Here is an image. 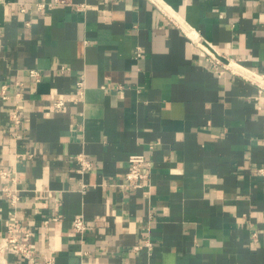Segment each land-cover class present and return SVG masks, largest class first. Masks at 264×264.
Returning a JSON list of instances; mask_svg holds the SVG:
<instances>
[{
    "label": "crops",
    "instance_id": "obj_1",
    "mask_svg": "<svg viewBox=\"0 0 264 264\" xmlns=\"http://www.w3.org/2000/svg\"><path fill=\"white\" fill-rule=\"evenodd\" d=\"M197 42L264 73V0H0V237L13 214L34 264H264L262 100ZM80 74L83 99L52 108Z\"/></svg>",
    "mask_w": 264,
    "mask_h": 264
},
{
    "label": "built area",
    "instance_id": "obj_2",
    "mask_svg": "<svg viewBox=\"0 0 264 264\" xmlns=\"http://www.w3.org/2000/svg\"><path fill=\"white\" fill-rule=\"evenodd\" d=\"M54 4L52 2H36L37 9L50 8ZM75 7L79 10H82L86 7V4L79 3ZM18 11L24 13L26 11L23 4H18ZM25 24H28L29 21L25 20ZM197 47L200 52L204 54L205 59L211 64L213 71L218 73H223L228 71L232 74L241 76L244 80L252 83L256 88L257 96L262 100L261 104L258 105V108H261L264 113V73H258L241 63L240 58H223L220 52L215 50L208 42H197ZM135 54L140 53L139 49H135ZM30 74L36 79L38 77L37 71L31 69ZM0 89V96H4V85ZM84 80L82 74H80L74 81L73 91L71 94L58 99L57 101L51 104L52 108H61L64 105L65 101L77 102L81 101L84 96ZM11 117L14 122H18L19 115L16 110L11 112ZM76 160L79 165V169L82 171L91 166V162L86 159V157L81 153L76 155ZM150 166V160L143 153H131L127 157V166L124 171V184L130 186L131 188H138L144 184V181L147 179V170ZM257 173L264 177V166L260 165L257 168ZM8 171L0 168V179H4L8 176ZM10 179H13L11 177ZM9 201L12 206L18 200L19 196L16 193H9ZM73 229L78 233L82 234L86 229V222L82 215H76L72 220ZM144 245L147 248H150L151 243L145 241ZM139 245H134V249H138ZM10 250L18 254L25 264H34L37 262L36 246L34 242L30 239V230L28 228H23L18 222L17 218L12 214L9 217V221L6 227L5 233L0 237V251ZM0 262H4V259L0 258ZM53 256L43 255L42 261L40 264H53Z\"/></svg>",
    "mask_w": 264,
    "mask_h": 264
},
{
    "label": "bare ground",
    "instance_id": "obj_3",
    "mask_svg": "<svg viewBox=\"0 0 264 264\" xmlns=\"http://www.w3.org/2000/svg\"><path fill=\"white\" fill-rule=\"evenodd\" d=\"M179 20V19H178Z\"/></svg>",
    "mask_w": 264,
    "mask_h": 264
}]
</instances>
